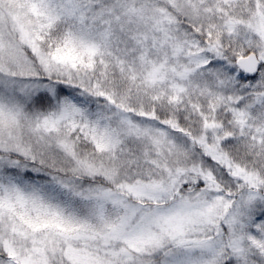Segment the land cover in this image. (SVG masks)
<instances>
[{
    "label": "snow or ice",
    "instance_id": "obj_1",
    "mask_svg": "<svg viewBox=\"0 0 264 264\" xmlns=\"http://www.w3.org/2000/svg\"><path fill=\"white\" fill-rule=\"evenodd\" d=\"M0 264H264V0H0Z\"/></svg>",
    "mask_w": 264,
    "mask_h": 264
}]
</instances>
